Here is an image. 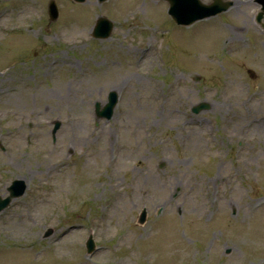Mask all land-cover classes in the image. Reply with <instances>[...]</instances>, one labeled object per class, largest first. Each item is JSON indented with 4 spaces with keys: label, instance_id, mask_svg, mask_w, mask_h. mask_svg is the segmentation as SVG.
<instances>
[{
    "label": "rangeland",
    "instance_id": "obj_1",
    "mask_svg": "<svg viewBox=\"0 0 264 264\" xmlns=\"http://www.w3.org/2000/svg\"><path fill=\"white\" fill-rule=\"evenodd\" d=\"M49 1L0 0V196L27 184L0 213V264H264L256 0L179 26L163 0H54V21Z\"/></svg>",
    "mask_w": 264,
    "mask_h": 264
},
{
    "label": "water",
    "instance_id": "obj_2",
    "mask_svg": "<svg viewBox=\"0 0 264 264\" xmlns=\"http://www.w3.org/2000/svg\"><path fill=\"white\" fill-rule=\"evenodd\" d=\"M82 1V0H76ZM102 2L104 0H98ZM169 4L168 13L172 17V19L177 24L188 25L193 21L200 19L202 17H206L209 15H213L219 13L221 11L226 10L231 2L221 3L220 0H214L210 5H202L199 0H165ZM261 5L260 12L257 15V22H260L261 18L264 15V0H256ZM192 11H201L200 13H192ZM58 11L57 7L53 0H51L48 4V15L50 20H53L57 17ZM112 29V24L105 18H99L97 20L96 26L93 31V36L97 38H106L109 36V33ZM251 76H254L252 71H248ZM116 101V96L114 93H110L108 96V102L100 109L99 104H95V113L97 117H104L106 119L111 117L113 106ZM207 107L206 104L201 103L193 108L194 112H198ZM58 125H55L53 132L57 129ZM26 185L21 180H15L12 182L10 187L8 188L9 195L4 199L0 198V211L8 206L10 201L14 198L21 196L25 191ZM145 219V212L141 214L139 217V222L142 223ZM51 233V230H48L45 233V236H48ZM87 252H91L94 248L92 240L89 238L86 242Z\"/></svg>",
    "mask_w": 264,
    "mask_h": 264
}]
</instances>
